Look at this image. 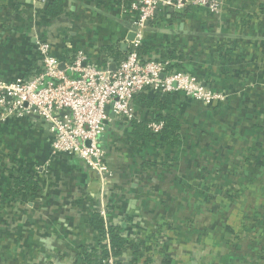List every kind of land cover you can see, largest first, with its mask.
<instances>
[{
  "label": "crops",
  "instance_id": "1",
  "mask_svg": "<svg viewBox=\"0 0 264 264\" xmlns=\"http://www.w3.org/2000/svg\"><path fill=\"white\" fill-rule=\"evenodd\" d=\"M119 1L0 0V77L35 74L42 42L59 57L82 52L103 67L118 52L126 57L137 18ZM220 1L219 14L161 8L142 42L151 53L140 59L168 60L228 100L204 106L175 92L160 95L164 111L148 106L147 93L132 102V120L111 121L103 136L113 175L108 224L120 229L129 264L144 263L142 254L150 264L159 254L166 264H264V0ZM53 2L64 5L59 17L45 15ZM166 112L181 119L177 148L131 143L135 122L148 126ZM53 138L36 116L0 120V264H93L101 253L92 223L98 178L82 161L53 154ZM22 170L36 192H16Z\"/></svg>",
  "mask_w": 264,
  "mask_h": 264
},
{
  "label": "built area",
  "instance_id": "2",
  "mask_svg": "<svg viewBox=\"0 0 264 264\" xmlns=\"http://www.w3.org/2000/svg\"><path fill=\"white\" fill-rule=\"evenodd\" d=\"M124 15L137 18L132 50L111 71L109 64L91 62L82 52L70 58L52 52L49 43L38 44L37 72L29 77L11 80L0 77V120L36 116L53 133V154H66L82 161L94 172L100 184L99 216L109 230L106 197L112 173L106 164L103 143L111 122L106 107L113 104L115 120L134 117L132 102L140 94L169 95L181 92L188 98L212 106L228 100L226 92L207 88L192 74L176 72L168 60H141L137 49L142 45L148 24L161 8L178 12L186 7H199L215 14L221 12L220 0H120ZM62 65L64 66L62 68ZM163 123H150L149 129L158 134ZM102 245L108 256L102 264H118L108 233ZM142 264H145L142 263ZM152 264H166L159 254Z\"/></svg>",
  "mask_w": 264,
  "mask_h": 264
},
{
  "label": "trees",
  "instance_id": "3",
  "mask_svg": "<svg viewBox=\"0 0 264 264\" xmlns=\"http://www.w3.org/2000/svg\"><path fill=\"white\" fill-rule=\"evenodd\" d=\"M64 12V5L60 2H53L51 5L48 6L45 15L47 17H59ZM151 41V40H150ZM142 47V48H141ZM152 46L149 45L148 40L137 49L138 55L140 57L151 53ZM121 52H118L113 59L115 62L119 63L124 60L126 57L121 58ZM158 61V59H156ZM170 69H173L171 66ZM144 94L138 95L139 98L143 97ZM137 97V96H136ZM147 101V98H144L143 101ZM151 101L148 102V106H159L161 110L168 111V97H162L158 94L154 95V98L150 99ZM156 123H163V129L160 133L155 134L153 133L146 124L134 123L135 129L133 130L130 141L132 144H139V143H151V142H158L159 144L166 146L168 148L174 149L180 145V132L182 129L181 119L177 117L175 114L171 112H166V114H160L158 118L155 120ZM250 158L244 157V162H249ZM252 161V160H250ZM15 188L18 189L16 192L21 191H29L31 188L33 192H36L38 188V184L34 181V178L26 174L24 170L20 171V176L14 178ZM11 193V192H10ZM93 226L99 232L100 237L102 239L106 235L109 234L111 239V245L113 248V254L115 257H122L123 251L126 248V241L120 234V229L118 227H110L108 231L105 229L104 221L97 215L93 220ZM140 254H138L139 256ZM143 255V254H142ZM141 257H145V264H150L149 258L145 255ZM108 251L105 249V246L101 245V253L95 254L93 264H102L103 260L107 258ZM99 259V260H98ZM88 263H91L90 259H87ZM118 264H123L121 261H118Z\"/></svg>",
  "mask_w": 264,
  "mask_h": 264
},
{
  "label": "water",
  "instance_id": "4",
  "mask_svg": "<svg viewBox=\"0 0 264 264\" xmlns=\"http://www.w3.org/2000/svg\"><path fill=\"white\" fill-rule=\"evenodd\" d=\"M134 39H135V34H132V35H131V38H130V41L133 42ZM127 47H128V46H127L126 44H124V45L122 46V48H123L124 51L127 49ZM63 67H64V66L62 65V68H63ZM116 67H117L116 62H115L113 59H110V60H109V69H110L111 71H115V70H116ZM113 106H114L113 104H110V105H108V106L106 107V112H107V114H108V116H109V119H110L111 121H113V120L116 119V115H115V112H114V110H113ZM109 124H110L109 121H106V122H105V125L109 126ZM120 261L123 262L124 264H129V263H128V262H129V259H128V258H125L124 256L120 258Z\"/></svg>",
  "mask_w": 264,
  "mask_h": 264
}]
</instances>
